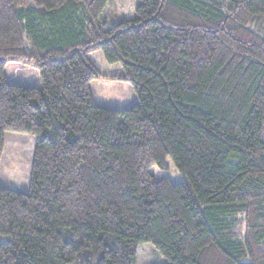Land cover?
<instances>
[{"label":"trees","instance_id":"trees-1","mask_svg":"<svg viewBox=\"0 0 264 264\" xmlns=\"http://www.w3.org/2000/svg\"><path fill=\"white\" fill-rule=\"evenodd\" d=\"M136 1L109 22L110 0H0V165L7 132L36 137L28 191L0 186V264H136L148 243L166 264H264V0ZM96 79L138 103L97 105ZM168 158L180 183L151 173Z\"/></svg>","mask_w":264,"mask_h":264},{"label":"rangeland","instance_id":"rangeland-1","mask_svg":"<svg viewBox=\"0 0 264 264\" xmlns=\"http://www.w3.org/2000/svg\"><path fill=\"white\" fill-rule=\"evenodd\" d=\"M137 7L136 0H110L104 17L109 21L130 19ZM92 62L105 76L123 75L119 65H109L102 52L90 56ZM11 83L24 87H41L40 72L20 63H9L5 68ZM90 90L97 105L107 109H127L138 103L133 85L127 81L96 79L90 83ZM36 137L30 134L15 132L6 133V146L0 165V186L27 192L34 158ZM168 169L153 167L151 173L157 179L167 178L177 184L182 177L173 165L171 158L167 159ZM166 260L158 253L151 243L144 244L138 249L136 264H166Z\"/></svg>","mask_w":264,"mask_h":264}]
</instances>
